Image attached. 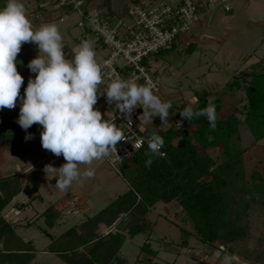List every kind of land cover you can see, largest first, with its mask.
I'll list each match as a JSON object with an SVG mask.
<instances>
[{
    "label": "trees",
    "instance_id": "16d2710c",
    "mask_svg": "<svg viewBox=\"0 0 264 264\" xmlns=\"http://www.w3.org/2000/svg\"><path fill=\"white\" fill-rule=\"evenodd\" d=\"M84 1L87 5L92 3ZM136 2L139 1L132 3ZM207 2H197L198 14L203 12V4ZM5 4L6 0H0V8ZM110 4L107 0L108 12L104 17L127 15L128 8L122 17L114 15ZM194 48L193 44H188V50ZM17 59L22 62L17 68L23 75L24 60L20 54ZM238 94L244 96L242 105L239 108L234 105L235 111L224 114L223 98H235ZM195 99L192 106L196 110L205 108L209 101L215 105L216 129H210L205 117L191 122L182 118L179 112L185 106L177 108L175 121L165 130L149 122L142 124L141 117L139 121L143 126L138 123L139 134L147 140L152 132L160 135L164 140L160 150L163 155L155 157L151 166L145 167L146 140L140 150L116 169L128 190L98 213L57 236L48 229L61 225L59 214L53 205L46 209L40 216L48 228L40 230L50 240L46 253L56 255L66 264H126L121 254L123 246L136 236L151 235L154 225L149 216L152 209L163 203L180 208L183 221L191 225L192 233L182 229V248H188L190 238L194 237L201 245L219 251L220 259L225 254H235V248L249 237L245 224L248 210L253 203L264 204V174L250 177L245 174L246 149L241 146L240 135V127L246 124L254 144L264 140V61L235 73L219 96L212 97L203 90L195 92ZM141 115L140 110L137 117ZM18 118L19 114L8 117L0 110V146L12 149L19 138L23 142L26 135L34 138L42 131V127L35 124L23 130L17 123ZM177 121H182L181 127L177 126ZM209 135L214 137L211 142ZM212 151L217 152V158L211 155ZM23 187L18 174L0 176V264H30L37 253L34 242L24 240L17 232L18 226L3 214ZM141 252L155 254L148 242L142 245Z\"/></svg>",
    "mask_w": 264,
    "mask_h": 264
},
{
    "label": "rangeland",
    "instance_id": "374dc122",
    "mask_svg": "<svg viewBox=\"0 0 264 264\" xmlns=\"http://www.w3.org/2000/svg\"><path fill=\"white\" fill-rule=\"evenodd\" d=\"M133 1L110 0L111 9L115 12L114 15L118 17L125 15L127 8ZM142 1L149 3L151 0ZM170 1L172 4L180 2V0ZM195 1L198 2L199 0ZM22 2L27 9L29 19L31 18V11L41 17L40 20H31L34 26L50 22H55L58 25L66 44L65 54L68 58H71V51L82 41L81 36L86 34L77 25L79 17L73 13H68L66 16V10L57 7L45 12L36 10L38 3H41L40 0H22ZM90 2H92L90 5L88 4L90 7H96L103 15L107 14L108 8L105 6L107 0H90ZM203 5H205L204 10L200 12L199 19L205 27L192 28L189 34L182 37V42L178 43L174 50L164 52L157 58H150L146 61L147 66L151 67L161 79V91L156 95L172 105L169 124L162 126L159 116L149 121L150 125L155 124L163 130L175 121L177 108L188 106L187 102L194 100L193 95L196 91L208 88L206 81L207 77H210L208 75L209 69L212 68V71H215L218 68L216 64H212L214 51H218L223 57V54L228 51L227 47L232 46L238 48L237 51L241 53L247 49L244 56L247 57L256 52L257 48L251 47L253 43H259L258 41L263 38L264 13L261 15L262 18L254 19V17H251L247 18L248 21L240 19V16L237 17L238 28L236 34L228 38L223 45L218 44L217 39L224 35L222 34L224 23L218 16L226 18L229 15L223 11H218L217 7L207 12L206 4ZM126 17L127 15L121 19H126ZM253 23L257 25L255 27L249 26ZM248 30L251 31V34L247 33ZM87 35L85 39L95 41L97 60L101 63L108 57L110 52L105 49L98 38ZM210 41L214 43L210 44ZM186 42H193L195 48L188 50ZM31 50L35 53L37 47L26 43L22 46L21 53H27ZM257 54L259 55L260 51ZM222 60H224V57ZM222 60L218 61V65L222 67L219 77L224 79L222 74L224 75V72H226V62L224 61V63ZM23 68H25V73L22 75L24 83L21 87V96L24 95V89L27 87L29 78L35 77V74L25 64ZM101 87L103 88V85ZM216 96L218 95L216 94ZM243 101L244 96L242 94H238L235 98H223V113H232L235 111L234 105L239 108ZM95 107L102 114L103 111H107L110 117L112 115L114 117L119 111L114 103L109 104L107 102L106 96H100ZM19 109L20 102L18 101L14 109L5 108L2 109V112L7 114L8 117H14L19 114ZM141 113L143 114V109H141ZM109 116L108 114L107 116L104 115V118L108 119ZM114 122L117 125V122ZM141 126L143 125L141 124ZM41 130L43 129L41 128ZM240 130L241 146L246 149L244 154L245 174L248 177L258 173L263 175L264 140L259 144H254L253 136L246 124H243ZM211 155L217 158L216 151H212ZM65 162L62 155L56 157L42 148L40 134L23 142L19 138L12 149L0 146V176L18 174L24 179L21 194L13 200L3 214L5 218L18 226L17 232L24 240L34 242L37 253L30 264H66L56 255L45 252L50 240L40 230V228L48 229L44 219L40 216L46 209L53 205L59 214L61 226L52 230L48 229L50 233L57 236L78 222L85 220L87 215L94 214L95 209H102L117 196L128 190V185L116 171L118 167L111 166L104 159L93 163L95 176L86 180L83 187L74 182L67 193L61 192L55 187L57 178L53 176L56 174L52 172L45 173L44 169L47 165L58 168ZM85 167L81 165V170ZM89 204L92 206L90 212L88 210L84 211L85 208L90 207ZM22 205L24 206L23 209L20 207ZM180 212L181 209L176 208L174 204L160 203L152 209L149 220L155 228L151 235H139L125 243L121 254L126 260V264H221L223 259H220V252L201 245L194 237L190 238L188 248L180 246L182 229L192 233L191 225L186 220L183 221L184 215ZM247 213L248 217L245 218V224L249 228L248 239L235 248L234 255L225 254V256H231V264H264V204L253 203ZM104 232L102 230V234ZM145 242L151 245L154 255L150 256L141 252V247Z\"/></svg>",
    "mask_w": 264,
    "mask_h": 264
},
{
    "label": "clouds",
    "instance_id": "9594fccd",
    "mask_svg": "<svg viewBox=\"0 0 264 264\" xmlns=\"http://www.w3.org/2000/svg\"><path fill=\"white\" fill-rule=\"evenodd\" d=\"M26 43L35 44L38 54L27 65L35 77L29 78L21 96L24 77L18 71L17 64L22 62L17 58ZM65 45L55 22L33 25L22 0H6L0 8V110L14 109L19 101V126L25 131L34 124L42 127V148L56 157L62 155L66 161L58 168L47 165L44 171L55 173V187L67 193L74 182L83 187L86 180L94 178L95 161L113 156L120 159L117 146L127 140L113 115L108 113L109 118L105 119L95 107L100 96H106L109 104L114 103L130 125L131 114L138 107L143 109L141 122L148 123L159 116L162 126L167 125L172 105L155 94V84L150 81L139 84L119 75L106 81L94 40H82L71 51V58L65 54ZM179 115L190 122L205 117L211 130L217 127L216 108L211 101L199 110L189 104ZM176 123L181 127L182 121ZM25 139H32V135ZM212 139L209 135V142ZM163 145V138L152 132L147 140L145 167L163 155ZM81 165L86 167L81 170ZM231 260L226 255L221 264H231Z\"/></svg>",
    "mask_w": 264,
    "mask_h": 264
},
{
    "label": "built area",
    "instance_id": "2783aa9c",
    "mask_svg": "<svg viewBox=\"0 0 264 264\" xmlns=\"http://www.w3.org/2000/svg\"><path fill=\"white\" fill-rule=\"evenodd\" d=\"M40 1L35 9L41 12L57 7L66 10V16L68 13L76 14L79 17L78 27L84 33L98 38L105 49L109 50L108 57L101 62L106 81L117 75L135 79L139 84L150 81L155 84V94L161 91V79L147 66L146 61L172 50L182 42L183 36L190 33L199 19L195 0H180L177 4H172L170 0H151L149 3L141 0L129 5L126 19L106 18L100 11L90 9L84 0ZM216 6H221L226 12L232 9L227 0H208L206 3L207 10ZM35 19L40 20L41 17L31 11L30 20ZM141 109L138 107L131 114V125L119 111L114 116V121L124 131L127 140L121 141L117 146L120 159L115 156L106 158L111 166L117 168L140 150L147 140L138 132L140 121L137 112ZM134 145L142 146L134 148Z\"/></svg>",
    "mask_w": 264,
    "mask_h": 264
},
{
    "label": "crops",
    "instance_id": "0c3cea01",
    "mask_svg": "<svg viewBox=\"0 0 264 264\" xmlns=\"http://www.w3.org/2000/svg\"><path fill=\"white\" fill-rule=\"evenodd\" d=\"M216 1L220 2L221 0H216ZM227 4L232 8L231 11H229V12H226L224 9H222L221 6H216L218 11H220V12L223 11L224 13L229 15L226 18H224V16H218L221 19V21L225 24V25L223 24L224 31L222 33L224 35L222 37H220L219 39H217L218 44H220V45L221 44L223 45L228 38L233 37L236 34V30L238 28L237 21H236L237 17L240 16V19H244V20L248 21L247 18L249 19L251 17H254V19L262 18L261 15H262V13H264V0H227ZM206 11L209 12L210 10L206 9ZM199 17H200V14H199ZM256 25L257 24L253 23V24H250L249 26L255 27ZM195 27L201 28V27H205V25L202 22H200V19H198V22L196 23ZM247 28H250V27H247ZM247 33L251 34V31L248 30ZM87 36H88L87 34H83L81 36L82 37L81 39L83 40ZM258 42L259 43H255V44L253 43V45L251 46V47L257 48L256 52L252 53V55H249L247 57H244L245 54L247 53L246 52L247 49L245 50V52L243 51V53H241V52L237 51L238 48H235L232 46L227 47V50H228L227 53L223 54L224 60H222L223 57L221 56V54L218 51L217 52L214 51V53H213L214 60H213L212 64H216L218 66V68H216L217 70H215V71H212V68L209 69L208 75L210 77H207V81H206L208 88H205L203 90H206L207 92H209L212 95V97H214L216 94L219 96L220 93L224 90L225 85L231 80V78L233 77V75L235 73H237L243 69H247L248 67H250L253 64L263 62L264 61V33H263V38L260 39ZM213 43H214L213 41H210V44H213ZM188 44H194V43L193 42L192 43L186 42V45H188ZM30 45H33V44L30 43ZM36 51L37 52H35V53L32 50L27 52V53H21L20 52V56L23 58L24 64L26 65V67H27V64L29 63L28 60H32L38 54V49ZM259 51H260V54L258 55L257 52H259ZM219 60L226 62V64H225L226 72H224L225 76L222 74V77L224 79H221V77H219V75L222 72L221 71L222 67L220 65H218ZM24 70H25V68L23 69V74L25 73ZM203 90H201V91H203ZM201 91L199 90L196 92H201ZM194 96H195V93L193 95L194 100L192 102H190V101L187 102V105L190 104L192 106L195 103L194 101H196V99ZM103 114L105 116H107L108 112L103 111ZM21 178H22L23 183H24L23 177H21ZM114 200H112V201H114ZM109 204L110 203H108L107 205H109ZM107 205H105V207ZM105 207H103V208H105ZM91 208H92V206L90 205V207L85 208L84 211L88 210L90 212ZM102 209H95L96 211H94V214L98 213ZM94 214H92V215H94ZM92 215L89 214V215H87V217L92 216ZM60 226L61 225L56 226V227H60ZM52 235H54V234H52Z\"/></svg>",
    "mask_w": 264,
    "mask_h": 264
}]
</instances>
